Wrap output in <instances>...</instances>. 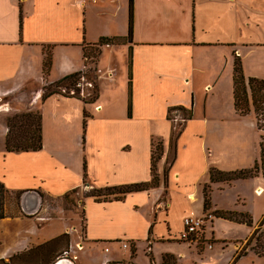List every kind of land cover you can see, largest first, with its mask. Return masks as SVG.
Segmentation results:
<instances>
[{
  "label": "crops",
  "instance_id": "0c3cea01",
  "mask_svg": "<svg viewBox=\"0 0 264 264\" xmlns=\"http://www.w3.org/2000/svg\"><path fill=\"white\" fill-rule=\"evenodd\" d=\"M129 20V0H0V117L21 109L40 111L43 117L39 152H7L5 119L0 125V182L11 194L23 193L22 210L38 211L42 198L61 197L82 186L149 182L152 140L164 142L160 186L122 201L86 197L84 248L76 262L64 258L55 264H135L123 245L138 251L142 242L151 257L161 248V263L153 259L152 264H162L165 255L176 259L168 246L179 245L188 215L205 212L211 170H246L260 159L262 132L256 119L235 109L234 63L240 57L247 78L264 80V0H134L133 44L102 47L98 100L87 104L55 94L43 101L47 88L84 73L85 46L127 37ZM47 50L53 57L48 76ZM179 106L193 109L194 116L171 160L168 111ZM85 112L90 115L86 127ZM254 196L264 197L262 175L212 185L213 210L245 212L261 222L264 212L257 215ZM177 219L182 229L176 227ZM219 221L246 227L247 238L252 234L253 227L215 219ZM210 229L207 224V239L215 241L212 250L223 248L226 239L211 237Z\"/></svg>",
  "mask_w": 264,
  "mask_h": 264
},
{
  "label": "rangeland",
  "instance_id": "374dc122",
  "mask_svg": "<svg viewBox=\"0 0 264 264\" xmlns=\"http://www.w3.org/2000/svg\"><path fill=\"white\" fill-rule=\"evenodd\" d=\"M84 74L86 77L79 80L80 86H76V89H62V94L80 96L83 99L91 100L94 93H96L94 86L99 84L98 68L91 60H89ZM99 91L98 89V92ZM21 110V112L9 110L8 114L0 117V125L4 126L6 122L7 127L8 118L17 114L26 113L24 109ZM183 115L173 112L171 117L174 120V124L177 125L180 120L183 119ZM250 115L256 119L257 126L259 123L260 128L258 126V130L262 132L260 139L261 159L264 116L259 115L257 118L253 107ZM2 119H5V122H3ZM171 151L170 159L172 160L174 154V144L172 142ZM260 159L257 162H260ZM233 182L235 181L224 183L232 184ZM247 190L250 191L248 188ZM259 191V195H261L263 190ZM91 192H93L91 186H82L76 193L70 192L61 197H44L41 202L42 206L38 211L28 212L22 210V206L20 205V200L24 197L21 193L11 194L5 186L3 189L0 188V212L2 209L5 214V219H2L5 221H3L0 226V256L5 257H3L4 259H0V264H55L60 259L64 258H69L73 262H76L79 253L83 250H81L80 247L84 248L83 243L85 242L83 201ZM254 198L256 206L253 207H255L257 215L260 216V214L264 212V197L254 196ZM212 210L204 212L201 215H196L194 213L188 215H193L204 221L203 231L194 235L195 240L186 241L181 237L176 241L179 245L168 246L176 253V263L229 264L231 260L234 259L237 251H246L249 257L246 256V258H242L237 264H264V257H259L256 254V252L264 254V219H262L261 222H257L258 220L256 221L254 217L255 224L252 228L253 231L247 238L246 235L249 231H247L246 227L241 229V226L224 221L215 223V219L217 218L211 215L213 212ZM207 224L211 228V237L218 240L221 238L226 239V241H222L223 248L217 246L212 250L215 241L213 239L210 241L207 239L205 232ZM176 227L178 229L183 228L179 219L176 220ZM38 228L40 229L38 234L32 233ZM27 234H33L34 237L32 239L20 238V236ZM128 249L131 250L132 257V244H128ZM160 249L161 248L158 247V252L155 250L154 256L151 257L147 252V245L142 242L138 246L136 257L132 259H134L135 264H152L153 259L161 263L162 258L159 251ZM254 250H256V252ZM9 254H11V256H8ZM170 261L171 263L174 262L172 257ZM162 264H164V262Z\"/></svg>",
  "mask_w": 264,
  "mask_h": 264
},
{
  "label": "trees",
  "instance_id": "16d2710c",
  "mask_svg": "<svg viewBox=\"0 0 264 264\" xmlns=\"http://www.w3.org/2000/svg\"><path fill=\"white\" fill-rule=\"evenodd\" d=\"M129 33L125 38H102L99 43L87 45L84 47V57L86 59V66H88L89 60L97 66L99 58L102 54V47L105 45H123L133 44V32H134V0H129ZM97 52V53H96ZM96 53V54H95ZM53 65V57L50 50H47V56L44 62V73L49 75ZM133 50L130 47L129 54V109L128 115L132 118L133 103ZM86 77L83 73L72 74L64 79L58 81L54 85L47 88L44 93L43 101H46L49 97L55 94H62V89H76V86H80L79 80ZM96 93H94L91 100H86L80 96H74L83 100L87 104L96 102L99 98L98 85L94 86ZM55 88V89H53ZM65 95V94H63ZM67 96V95H65ZM234 99L235 109L241 116H248L254 108L257 118L259 115L264 116V80L257 78H247L244 74L243 63L240 57H235L234 63ZM173 112L184 114L183 119L176 125L171 117ZM194 116L193 109H187L179 106L170 108L168 111V119L173 122L171 142L174 144V153L176 155L177 142L185 130L188 121L192 120ZM90 115L84 113V127L87 126V119ZM259 121V120H258ZM43 117L40 111H26L23 114H17L7 119L8 134L6 137V150L9 153H29L39 152L43 149ZM259 126V123H258ZM260 128V126H259ZM164 156V142L161 139L152 140V157H151V171L152 179L149 182L124 185L113 188H93V192L89 193L86 197L94 198L98 202L108 201H122L128 194L149 191L151 189L158 188L161 184V178L158 174V166L161 159ZM86 169V165H85ZM262 175L264 177V135L261 142V159L257 162L252 169L241 170L236 172H224L218 169H212L210 173V183L205 186L204 189V211L209 212L212 210V185L215 183L231 182L237 180H247L256 178ZM166 180L168 178V171L165 172ZM85 185L86 175L84 179ZM0 188L3 189L4 185L0 182ZM78 189L73 190L71 193H76ZM23 194V193H21ZM211 215L217 219H223L238 224L246 225L250 228L254 227V218L251 214L238 211H223L212 210ZM5 218V214L1 209L0 221ZM256 233V232H255ZM253 237V236H252ZM195 240L193 236L186 241ZM251 240V239H250ZM256 252V250H254ZM137 253L136 247H132V258H135ZM259 257H264V254L257 253ZM247 256V252L237 251L234 260L231 264H237L242 258ZM172 256H164V264H177L174 257V262L171 263L170 258Z\"/></svg>",
  "mask_w": 264,
  "mask_h": 264
},
{
  "label": "built area",
  "instance_id": "2783aa9c",
  "mask_svg": "<svg viewBox=\"0 0 264 264\" xmlns=\"http://www.w3.org/2000/svg\"><path fill=\"white\" fill-rule=\"evenodd\" d=\"M204 221L195 216H188L184 220L185 231L182 234V238L185 240L191 239L194 235L203 231ZM124 248H128V244L123 245Z\"/></svg>",
  "mask_w": 264,
  "mask_h": 264
},
{
  "label": "bare ground",
  "instance_id": "6f19581e",
  "mask_svg": "<svg viewBox=\"0 0 264 264\" xmlns=\"http://www.w3.org/2000/svg\"><path fill=\"white\" fill-rule=\"evenodd\" d=\"M63 262H65V261H62V262H60V263H58V264H67V261H66L65 263H63Z\"/></svg>",
  "mask_w": 264,
  "mask_h": 264
},
{
  "label": "water",
  "instance_id": "95a60500",
  "mask_svg": "<svg viewBox=\"0 0 264 264\" xmlns=\"http://www.w3.org/2000/svg\"><path fill=\"white\" fill-rule=\"evenodd\" d=\"M28 209H26V211H27Z\"/></svg>",
  "mask_w": 264,
  "mask_h": 264
}]
</instances>
